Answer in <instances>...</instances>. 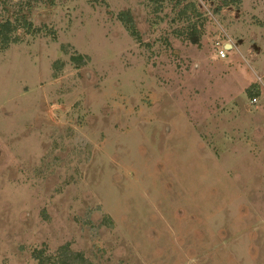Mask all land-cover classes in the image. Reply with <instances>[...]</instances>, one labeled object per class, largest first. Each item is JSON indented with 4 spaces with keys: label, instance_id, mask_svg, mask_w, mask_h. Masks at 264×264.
Returning a JSON list of instances; mask_svg holds the SVG:
<instances>
[{
    "label": "rangeland",
    "instance_id": "obj_1",
    "mask_svg": "<svg viewBox=\"0 0 264 264\" xmlns=\"http://www.w3.org/2000/svg\"><path fill=\"white\" fill-rule=\"evenodd\" d=\"M177 1L0 0V264H264V0Z\"/></svg>",
    "mask_w": 264,
    "mask_h": 264
},
{
    "label": "trees",
    "instance_id": "obj_2",
    "mask_svg": "<svg viewBox=\"0 0 264 264\" xmlns=\"http://www.w3.org/2000/svg\"><path fill=\"white\" fill-rule=\"evenodd\" d=\"M186 1V0H185ZM182 0L177 1V4H181ZM241 3V0H223V5L230 7L236 6ZM191 11L198 15L196 6L194 4H189ZM122 21L126 24L128 30L135 37H138V33L135 28L134 20L130 17L128 20L121 16ZM20 26L6 21L0 24V44L2 49H7L12 43L16 42V38H13V34L17 32L19 28L27 30L28 33L34 31L33 25L26 20L19 24ZM193 44H198L200 38L198 36L191 38L190 40ZM78 63V62H76ZM247 95L251 99H255L260 95V88L258 85L251 86L247 90ZM33 257L38 264H93L88 259H86L82 254L72 251L68 246L61 247L56 255L48 256L43 250H36L33 253Z\"/></svg>",
    "mask_w": 264,
    "mask_h": 264
},
{
    "label": "built area",
    "instance_id": "obj_3",
    "mask_svg": "<svg viewBox=\"0 0 264 264\" xmlns=\"http://www.w3.org/2000/svg\"><path fill=\"white\" fill-rule=\"evenodd\" d=\"M219 44H217L218 46ZM226 50H225V47L222 48L220 51H219V57L222 58V59H225L226 58ZM254 101H257V100H254Z\"/></svg>",
    "mask_w": 264,
    "mask_h": 264
}]
</instances>
